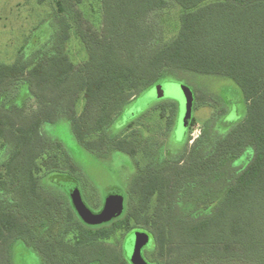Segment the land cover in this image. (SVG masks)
Masks as SVG:
<instances>
[{"label":"trees","instance_id":"1","mask_svg":"<svg viewBox=\"0 0 264 264\" xmlns=\"http://www.w3.org/2000/svg\"><path fill=\"white\" fill-rule=\"evenodd\" d=\"M72 5L73 0H53L51 37L28 54L23 46L12 64L0 63V88L21 80L22 90L40 102L32 116L0 106V151H9L0 163V264H15L20 242L42 264H132L126 234L142 220L150 227L140 228L157 252L153 261L144 257L148 264H264V0H102L101 30L77 32L87 50L79 64L63 51L70 19L81 16H72ZM170 6L178 9L177 23L166 38L158 15ZM178 72L232 80L243 95L244 117L223 134L211 120L205 123L193 144L198 148L189 180L180 181L177 172L161 184L138 183L125 189L120 216L84 223L71 202H57L69 199L70 189L44 180L57 177L62 162L73 172L75 167L63 144L42 134L43 125L67 120L87 151L133 156V143L110 129L132 101L124 85L140 94ZM177 105L162 107L166 128ZM249 147L253 156L235 169ZM197 185L198 197L206 199L186 212L180 194Z\"/></svg>","mask_w":264,"mask_h":264},{"label":"rangeland","instance_id":"2","mask_svg":"<svg viewBox=\"0 0 264 264\" xmlns=\"http://www.w3.org/2000/svg\"><path fill=\"white\" fill-rule=\"evenodd\" d=\"M73 11L81 14L77 17L79 26H76L75 19H70L72 24L70 37L63 51L68 54L74 64H79L85 61L87 50L77 32L80 30L89 33L90 30H101L102 0H73L69 12L75 16ZM54 12L53 0H0V63L12 64L19 58L23 46L28 47L23 51L28 54L31 51L29 48L39 44L41 46L43 41L49 39L54 28ZM177 13L178 9L170 6L162 9L158 15L159 28L161 27L162 35L166 38L175 33ZM177 75L165 78L160 85L146 89L140 94L134 90L135 87L124 85V90L132 101L125 106L110 129L133 143L135 148L133 156L122 151L112 153L87 151L77 142L67 120L61 119L55 123L44 124L42 134L58 139L75 167L73 172L68 166L69 162H62L59 167L63 171L59 172L55 178L49 175L44 180L48 179L51 185L58 184L64 189L77 187L84 203L93 212L101 209L107 195L118 193L125 199V189L136 188L138 183L149 184L155 181L161 184L163 179L165 181V175L174 176L177 172L180 174V181L189 180L193 171L192 158L196 155L198 148V145L193 144L201 136L205 123L211 120L212 126L217 127V133L223 134L227 125L236 123L244 117L245 108L240 88L230 79L189 72H178ZM22 82L14 80L0 88L1 110L16 106L24 115L32 116L39 110L40 102L33 92L22 90ZM183 93L189 94L192 98L190 118L186 121L180 114L184 106L179 96ZM79 100L77 108L82 105L81 98ZM170 101H175L178 105L174 120L166 128V114L161 117L160 112L163 106L167 108V102ZM168 112L166 110V113ZM192 118L194 122L189 132ZM131 121H135L134 126L124 129ZM150 151L151 155L147 157ZM7 152L9 151L6 147L4 151H0V163L5 160ZM180 154L183 157L177 163ZM252 154V148L246 149L244 154L235 161L237 165L235 169L246 165ZM224 178L225 176L221 179ZM227 182L226 179L221 185L224 186ZM199 190L200 187L197 185L188 194L185 192L180 194L181 201L178 202H182L187 209L186 212L193 213V209L197 208L200 202L205 201L206 198L198 197ZM65 200V198L60 199L62 202ZM151 219L152 216L149 213L146 221L150 223ZM137 226L139 227L132 228L126 234L125 244L137 235L145 234L147 243L142 247L144 256L153 261L157 252L152 247V240L147 236V231L140 228L150 226L143 220ZM115 244L120 247L121 241ZM147 247L153 249L145 250ZM14 261L15 264H42L40 255L21 242L17 245Z\"/></svg>","mask_w":264,"mask_h":264},{"label":"water","instance_id":"3","mask_svg":"<svg viewBox=\"0 0 264 264\" xmlns=\"http://www.w3.org/2000/svg\"><path fill=\"white\" fill-rule=\"evenodd\" d=\"M179 98L182 100L184 106V110L180 113L183 116L182 119L185 121L189 120L192 109V98L186 93L181 94ZM68 195L72 201L71 204L76 214L84 223L89 225H97L110 221L111 219L120 216L124 210V197L118 193L107 195L98 212H93L86 206L80 190L77 187L71 188L68 191ZM147 236L150 239L148 233ZM146 243V235L140 234L125 244L126 255L132 264H148L142 255V247L146 245Z\"/></svg>","mask_w":264,"mask_h":264},{"label":"flooded vegetation","instance_id":"4","mask_svg":"<svg viewBox=\"0 0 264 264\" xmlns=\"http://www.w3.org/2000/svg\"><path fill=\"white\" fill-rule=\"evenodd\" d=\"M69 191V190H68ZM69 196V195H68ZM57 202H62V201H57ZM64 202H72L71 201V199H70V197H69V199H66ZM142 255L144 256V249H142ZM145 257V256H144ZM146 258V257H145ZM147 259V258H146Z\"/></svg>","mask_w":264,"mask_h":264}]
</instances>
